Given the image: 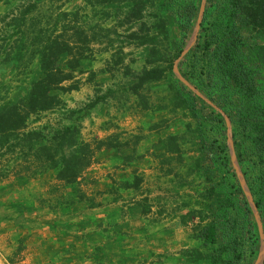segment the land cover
Here are the masks:
<instances>
[{
  "label": "trees",
  "instance_id": "16d2710c",
  "mask_svg": "<svg viewBox=\"0 0 264 264\" xmlns=\"http://www.w3.org/2000/svg\"><path fill=\"white\" fill-rule=\"evenodd\" d=\"M83 1L74 11L42 19L40 0H0L8 7L0 14V68H11L8 83L15 81L14 89L21 91L12 97L0 81V188L49 175L72 189L69 204L90 210L102 206L95 197L110 196L107 203L117 204L122 192L138 191L142 176L134 170L104 193L92 191L90 198L78 188L84 181L95 185L85 173L104 153L116 155L120 170L136 162L143 137L122 140V133H114L84 141L80 134L81 120L101 100L129 94L145 118L150 112L165 115L147 129L156 137L169 131L158 138L159 169L175 178L183 169L180 187L187 178L194 186L195 208L183 201L179 218L180 225L192 224L194 243L180 251L179 262L254 264L258 229L231 165L222 114L230 122L235 157L264 236V0H206L196 40L184 56L201 0ZM86 9L90 16L82 13ZM129 46L141 50L139 69L133 68V53L125 52ZM101 53H111L102 71L121 77L116 90L65 112L59 94L77 91L84 62ZM175 66L208 103L174 75ZM94 78L89 71L85 82ZM54 112L60 116L55 124L31 127ZM130 204L120 206V215ZM133 206L148 224L154 222L146 200ZM100 251L96 246L94 253Z\"/></svg>",
  "mask_w": 264,
  "mask_h": 264
},
{
  "label": "rangeland",
  "instance_id": "374dc122",
  "mask_svg": "<svg viewBox=\"0 0 264 264\" xmlns=\"http://www.w3.org/2000/svg\"><path fill=\"white\" fill-rule=\"evenodd\" d=\"M205 2L206 0H201L200 2L197 22L186 45L185 49L187 51L183 56L191 49L196 40L199 30L198 20L201 12H203ZM83 5V0H40L38 10L39 13H42V19L43 17L46 19L48 16L54 18L55 15L61 12L74 11L77 7H82ZM7 9L6 5L0 3V14L5 13ZM82 13L85 16H90L91 10L86 9ZM11 74V68L8 66L0 68V81L3 83V90L5 91L6 89L9 95L14 97L19 95L21 91L14 89L15 81L8 83ZM187 87L191 90L189 84H187ZM84 94H91L90 86L87 85ZM80 95L77 96L78 99H80ZM197 96L208 103L200 94H197ZM222 116L226 125V143L229 149L231 165L237 178L239 174L242 177L232 144L231 125L223 114ZM58 118H60L58 113L42 115L41 122L32 124L31 127H38L46 122L55 124ZM181 119L184 120V118ZM83 133L85 141L92 140L89 133L93 134V128L88 126L87 123L84 126ZM192 156L190 153V156L186 158V162ZM99 159V162L92 165L85 173L88 179L95 180V185L92 186L87 181H84L78 186L79 190L85 193L88 198L93 195L92 191L95 190L104 193L106 184L111 185L116 180L124 179L121 172H126V170L110 166V160L103 155ZM155 160L157 165L158 159L156 158ZM178 171L180 177L175 178L172 176L169 181V202L173 205V210L176 212H178L177 209H182L181 204L183 201L187 203L190 200V208H195V198L192 192L194 186L190 185L191 180L187 178V184L180 187L183 169ZM126 176L128 177V174ZM242 180L249 196L246 195L241 182H239L240 187L250 206L251 202L253 203L252 197L243 177ZM71 191L72 189L62 187L49 175L26 184L14 181L3 184L0 188V264H180L177 260L179 257L171 254L177 252L178 245L183 242V234L176 231L172 240L168 239L165 241L164 244L170 249L168 253L171 254L163 256L160 254V252L162 253L160 247H158L160 241L155 240L146 245V241L137 240L133 234H128L129 230H126V224L121 223L119 211L112 212L110 207L113 203H107L110 196L95 197V203L102 204V206L90 210L80 203L69 204V192ZM12 215L18 217L8 220V217ZM2 217L6 218L3 219ZM150 217L152 216L150 215ZM111 219L114 221L113 224L110 223ZM254 219L260 239L258 251V256H260L263 251L264 236L262 226L260 229L258 226L257 219L259 220V216L258 218L254 216ZM107 221L110 223L109 225ZM195 223L196 220L193 224ZM119 226L121 228L124 227L122 230L124 231L123 233H126V237L121 238L117 228ZM111 227L114 228L112 232ZM106 230L109 231L108 234L105 232ZM96 246H99L102 251L94 253ZM163 247L161 246V248ZM149 251L153 253V257H144ZM131 252L135 254L129 255L128 253ZM154 253L156 254L154 255ZM256 261L254 264L257 263Z\"/></svg>",
  "mask_w": 264,
  "mask_h": 264
},
{
  "label": "crops",
  "instance_id": "0c3cea01",
  "mask_svg": "<svg viewBox=\"0 0 264 264\" xmlns=\"http://www.w3.org/2000/svg\"><path fill=\"white\" fill-rule=\"evenodd\" d=\"M107 25L106 23V26ZM97 47L98 46H95V48ZM125 52L133 53V57L137 60L133 68L139 69L142 61L141 50L129 46L125 48ZM110 55L111 53L96 54L93 61L84 62V72L82 75L77 76L80 80L79 89L71 93L59 94L66 105L65 112L83 109L86 104L103 96L108 90H116L114 84L121 80V77H119L120 75L111 76L109 73L102 71L105 68V63L110 59ZM175 70L177 71L176 66L173 70L176 76ZM89 71L95 73V78L92 83L85 82ZM87 85L91 87V94L89 95L84 94ZM79 95L80 99L77 98ZM117 96L118 94L115 97L106 96L105 100H101L97 106L88 112L87 116L83 117L80 122L81 138H84L83 129L86 123L93 128V134L89 133L92 139H103L114 133H122V140H130L134 136L143 137L136 146L135 155L138 157L136 162L127 168L126 172H121L124 179L126 178L125 175H130L133 170L136 171L137 175L142 176L140 189L138 191L128 190L122 192V199L117 204H111L110 209H112V212L119 211L121 208L120 206L124 203L131 202V208L128 209L126 215H120L121 223L126 224V230H129V232L127 231L128 234H133L134 238L136 237L137 240L146 241V245L155 240L160 241L158 247H160L162 251L160 254L163 256L171 254L168 253L170 249L164 244L165 241L168 239L172 240L173 234H176V231L177 233L183 234V242L178 245L176 249L177 252L171 254L179 257L177 259L179 261L181 257L179 254L180 251L191 247L194 242L192 240V225H180L179 218L180 215L183 214L182 209H177L178 212H176L173 210V205L169 202V181L172 176H165L159 169V163L156 165V153L160 152L162 149H158V138L159 136L164 138L169 131L161 133L158 137L147 131L149 126L165 115L164 113L159 114L150 112L147 118H145L142 111L137 107L134 97L128 94L116 99ZM46 114L52 113H45L43 115ZM102 155L110 160V166L115 167V164H117L115 161L116 155L113 152L104 153ZM110 186V184H106L104 188L107 190ZM140 200H146V203L149 205L152 215L154 216V222L152 224H148L145 218L141 216L140 208H134V203ZM117 228L119 229L121 238L126 237V233H123L124 231L122 230L124 227L121 228L119 226ZM161 246L163 248H161ZM152 254L153 253L149 251L144 257L151 258L153 257ZM155 254L156 253H154V255Z\"/></svg>",
  "mask_w": 264,
  "mask_h": 264
},
{
  "label": "water",
  "instance_id": "95a60500",
  "mask_svg": "<svg viewBox=\"0 0 264 264\" xmlns=\"http://www.w3.org/2000/svg\"><path fill=\"white\" fill-rule=\"evenodd\" d=\"M201 17H202V12H201V14H200V17H199V20H198V25H199V23H200V21H201ZM199 27V26H198ZM187 51V49H185L184 50V52H183V54L185 53ZM175 74H176V76H177V78L182 82V83H184L186 86H187V82H185V80H183L182 78H181V76L177 73V71L175 70ZM191 88V90L194 92V93H196V94H198L195 90H193V88L192 87H190ZM238 175V174H237ZM238 180H239V182H241V184H242V182H243V180H242V177H241V175L239 174L238 175ZM251 209H252V211H253V214H254V216L256 217V218H258V214H257V211H256V209H255V207H254V204L251 202ZM257 222H258V226H259V229H260V227H261V224H260V220H258L257 219ZM261 250V249H260ZM263 256H264V246H263ZM260 253V252H259ZM259 257V256H258ZM257 260H258V258H257ZM257 262V261H256ZM262 262H263V258H262V261H261V264H262Z\"/></svg>",
  "mask_w": 264,
  "mask_h": 264
},
{
  "label": "bare ground",
  "instance_id": "6f19581e",
  "mask_svg": "<svg viewBox=\"0 0 264 264\" xmlns=\"http://www.w3.org/2000/svg\"><path fill=\"white\" fill-rule=\"evenodd\" d=\"M193 41V40H192ZM192 41H191V44H192ZM234 166H236V165H234ZM236 168V167H235ZM243 184V183H242ZM243 186H244V189H245V192H246V195L247 196H249V194H248V191H247V189H246V187H245V185L243 184ZM248 198V197H247ZM262 258H263V252L260 254V256L258 257V260H257V263L256 264H261V261H262Z\"/></svg>",
  "mask_w": 264,
  "mask_h": 264
}]
</instances>
